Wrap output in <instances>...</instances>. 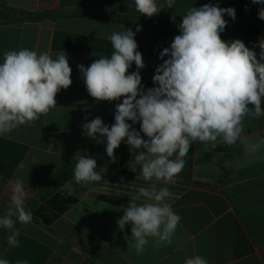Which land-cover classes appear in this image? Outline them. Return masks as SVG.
<instances>
[{"label": "crops", "instance_id": "0c3cea01", "mask_svg": "<svg viewBox=\"0 0 264 264\" xmlns=\"http://www.w3.org/2000/svg\"><path fill=\"white\" fill-rule=\"evenodd\" d=\"M231 1L174 0L171 9L165 7L149 18L135 10L134 0H0V63L5 51L28 48L38 54L47 52L54 59L65 52L72 69V84L57 94L56 107L0 135V217L11 207L16 178L24 181V208L33 217L29 224L16 223L17 247L7 243L10 230L0 227V258L10 264L18 260L27 264H184L186 258L201 255L208 264H264V144L256 152L248 150L264 139V116H246L241 138L232 146L221 138L191 144L175 183L158 182V187H168L167 202L181 217L172 242L157 245L149 238L146 250L139 254L125 240L131 238V224L121 231L116 221L131 198L151 181L138 176L139 167L137 172L130 170L128 162L134 157L125 142L115 150L112 162L106 153V137L98 136L105 141L98 143L82 127L96 117L110 127L115 122V106L123 100H94L78 69V65L88 67L97 58L111 55L114 49L106 37L112 30L130 28L136 33L137 51L145 64L139 70L145 90L155 87L152 77L163 63L159 53L171 45L151 31L136 32L137 27L119 18L181 23L192 7L211 3L224 8ZM128 3L133 7L129 9ZM165 3L157 0L158 5ZM22 12L58 15L21 21ZM102 17L111 19L103 22ZM261 39L264 33L246 45L258 59L256 45ZM226 41H232L231 36ZM133 71H137L134 63L129 73ZM132 127L139 131L140 123ZM80 155L96 159L97 171L107 169L101 182L75 185V157ZM34 156L39 163L33 164ZM69 181L74 184L72 195L63 187ZM136 202L149 201L141 197Z\"/></svg>", "mask_w": 264, "mask_h": 264}, {"label": "clouds", "instance_id": "9594fccd", "mask_svg": "<svg viewBox=\"0 0 264 264\" xmlns=\"http://www.w3.org/2000/svg\"><path fill=\"white\" fill-rule=\"evenodd\" d=\"M252 3L264 4V0H252ZM173 4L174 0L160 5L157 0H134L135 10L149 18L165 7L171 9ZM132 7L128 3V8ZM225 14L235 19L234 8H222L218 4L187 10L178 25L180 34L174 37L170 47L159 53L163 63L152 77L153 88L145 90L141 83L139 70L145 64L137 51L136 33L130 28L112 30L107 35L114 49L110 56H101L88 67L78 65L87 92L94 100L111 102L123 98L115 106V122L110 127L96 117L82 126L84 134L98 143H105L98 136L106 137V153L112 162H115V150L125 142L134 157L128 162L130 170L137 172L139 167L138 176L151 181L149 187L140 188L138 196L131 198L123 208L124 215L116 221L121 231L131 224V238L126 236L125 240L138 254L146 250L149 238L157 245L172 242L181 217L167 202L168 187H158V182L175 183L191 144L221 138L232 146L241 138L246 116L257 119L264 116L261 107L264 39L256 45L260 49L259 59L242 40L224 41L220 34L228 23ZM258 16L264 20V7L259 9ZM140 30L137 27L136 32ZM133 63L137 71L129 73ZM71 74L65 52L54 59L47 52L38 54L28 48L5 51L0 63V135L32 123L56 107L57 94L72 84ZM138 122L139 131L132 127ZM261 144L264 139L251 144L248 150L256 152ZM141 149L146 151L137 153ZM75 158V185L102 181L107 169L102 167L97 171L96 159L90 155ZM32 160L33 164L39 163L35 156ZM63 187L69 195L75 190L73 181ZM141 197L149 202L137 204ZM26 198L24 181L16 178L11 207L0 217V227L10 230L6 239L12 247L19 246L16 223L29 224L33 219L32 213L24 208ZM0 264L10 261L0 258ZM16 264L27 261L18 260ZM184 264H208V261L195 255L186 258Z\"/></svg>", "mask_w": 264, "mask_h": 264}, {"label": "trees", "instance_id": "16d2710c", "mask_svg": "<svg viewBox=\"0 0 264 264\" xmlns=\"http://www.w3.org/2000/svg\"><path fill=\"white\" fill-rule=\"evenodd\" d=\"M228 7L235 9L236 16L234 20L227 14L224 16V19L228 22L225 30L220 34L224 41L227 40L228 36H231L232 40L240 39L245 45H248L264 33V20L259 19L258 16V11L264 7V4L252 3V0H233L224 8ZM57 15V13L52 12H22L20 20L43 21L46 19H55ZM117 18V16L113 17V19ZM110 19L111 17L100 18L103 22L109 21ZM119 19L127 25L139 27L141 30L151 31L159 39L167 41L170 44L174 37L180 34L178 29L180 23L144 19L142 17H134L131 19L122 17Z\"/></svg>", "mask_w": 264, "mask_h": 264}]
</instances>
